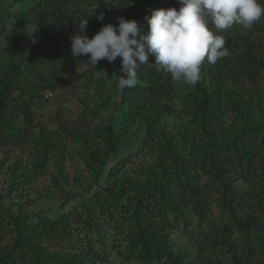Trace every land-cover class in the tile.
<instances>
[{
  "label": "trees",
  "instance_id": "16d2710c",
  "mask_svg": "<svg viewBox=\"0 0 264 264\" xmlns=\"http://www.w3.org/2000/svg\"><path fill=\"white\" fill-rule=\"evenodd\" d=\"M8 1L0 0V151L31 146L23 176L34 181L52 165L62 208L78 204L37 221L4 209L0 243L9 231L14 240L0 247V264H264V42L236 25L221 33L229 55L205 61L194 88L157 71L150 56L137 85L120 91L118 57L114 84L88 78L86 110L75 121L58 113L52 130L33 125L36 107L59 86L55 57L70 49L80 19L89 18L92 38L118 17L146 26L149 9L179 5ZM68 163L82 167L70 192ZM22 184L14 179L11 190Z\"/></svg>",
  "mask_w": 264,
  "mask_h": 264
},
{
  "label": "clouds",
  "instance_id": "9594fccd",
  "mask_svg": "<svg viewBox=\"0 0 264 264\" xmlns=\"http://www.w3.org/2000/svg\"><path fill=\"white\" fill-rule=\"evenodd\" d=\"M131 0H129V4ZM179 8L149 9L146 26L136 20L117 18V24H104L92 38L86 35L88 19H80L70 37L73 59L87 57L96 66L120 58L117 88L120 91L137 85V69L154 57L157 71L173 81L194 88L201 79L202 66L216 64L229 55L226 38L221 33L234 25L250 29L264 19L261 0H177ZM104 20V13L97 16Z\"/></svg>",
  "mask_w": 264,
  "mask_h": 264
},
{
  "label": "rangeland",
  "instance_id": "374dc122",
  "mask_svg": "<svg viewBox=\"0 0 264 264\" xmlns=\"http://www.w3.org/2000/svg\"><path fill=\"white\" fill-rule=\"evenodd\" d=\"M11 3V0L8 1ZM264 3V0H261ZM18 6H12L8 12H13ZM8 28L14 26V20L7 19ZM237 29L251 38L256 37L259 42H264V26L260 22L255 24L250 29H244L242 26L236 25ZM63 32L57 35V40L60 44L63 43ZM56 74L59 76V86L56 91H48L40 98L36 107L34 126H46L52 130L57 128L56 117L58 113L65 112L64 117L69 121L78 120L85 108V100L90 102L85 91L88 78H99L104 76L107 78L108 85L114 84V65L115 62L109 64L106 60H101L96 66L90 65L87 62V57L81 56L80 59H73L70 49L62 48L59 57H55ZM32 66L30 69H33ZM36 69L29 71V75H36ZM67 73V74H66ZM90 81L88 82V86ZM82 100H84L82 102ZM31 101V98H28ZM91 105V104H90ZM92 106V105H91ZM92 120L95 117H91ZM170 122H174V118H168ZM168 120V121H169ZM173 124V123H172ZM33 148L31 146L23 149L15 147H6L0 151V218H9L8 213H4V209H13V214L21 212L25 217L31 218L32 221H37V214H42L50 217H55L61 212H66L78 204V200L71 201L65 208V195L57 191L52 183V175L57 176L53 166L50 165L47 172L43 176L34 181H28L23 176V171L26 166L33 161ZM67 174L69 176L70 185L67 186V192L80 189L73 186L75 176L82 172V167L76 170L71 163L67 164ZM84 177V173H82ZM14 179L24 182V184L15 187L11 190V184ZM90 181V180H89ZM52 195L49 196V192ZM16 207V208H14ZM42 214V215H44ZM14 216V215H12ZM10 232V231H9ZM8 232V236L0 243V247L13 242L14 234ZM110 264H121L117 258H113Z\"/></svg>",
  "mask_w": 264,
  "mask_h": 264
}]
</instances>
